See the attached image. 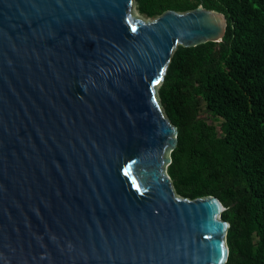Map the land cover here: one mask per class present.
Listing matches in <instances>:
<instances>
[{
  "label": "water",
  "instance_id": "95a60500",
  "mask_svg": "<svg viewBox=\"0 0 264 264\" xmlns=\"http://www.w3.org/2000/svg\"><path fill=\"white\" fill-rule=\"evenodd\" d=\"M0 0V264H225L213 196L178 197L157 88L171 52L222 42L200 6Z\"/></svg>",
  "mask_w": 264,
  "mask_h": 264
},
{
  "label": "trees",
  "instance_id": "16d2710c",
  "mask_svg": "<svg viewBox=\"0 0 264 264\" xmlns=\"http://www.w3.org/2000/svg\"><path fill=\"white\" fill-rule=\"evenodd\" d=\"M134 2L147 19L200 6L227 20L222 42L171 52L156 92L177 130L167 173L178 197L226 207L225 264H264V0Z\"/></svg>",
  "mask_w": 264,
  "mask_h": 264
},
{
  "label": "rangeland",
  "instance_id": "374dc122",
  "mask_svg": "<svg viewBox=\"0 0 264 264\" xmlns=\"http://www.w3.org/2000/svg\"><path fill=\"white\" fill-rule=\"evenodd\" d=\"M131 13H132V17L137 18V19H140V20H142L144 22H146V21L149 20V19L145 18L144 16H141V15H139L137 13L135 3H133V7H132V12ZM201 114H202L203 118H209V116H210V114L208 112H206L205 110L202 111Z\"/></svg>",
  "mask_w": 264,
  "mask_h": 264
}]
</instances>
